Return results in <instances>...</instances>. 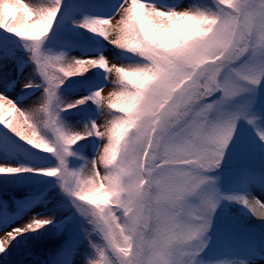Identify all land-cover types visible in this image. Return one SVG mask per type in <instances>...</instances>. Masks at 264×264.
<instances>
[{
	"label": "snow or ice",
	"instance_id": "snow-or-ice-1",
	"mask_svg": "<svg viewBox=\"0 0 264 264\" xmlns=\"http://www.w3.org/2000/svg\"><path fill=\"white\" fill-rule=\"evenodd\" d=\"M63 7L64 0H33L32 6L0 0V31L23 42L35 65L23 87L41 90L30 108L0 94V125L57 162L31 168L0 160V176L32 173L56 179L71 207L90 225L84 230L91 250L85 264H203L200 253L222 200L242 204L254 216L257 205L264 208L259 200L222 194L218 178L209 175L220 168L238 121L252 126L264 146V114L255 109L264 81V0H192L186 7L117 0L106 18L73 16L75 27L140 61L112 67L104 54L69 60L66 51L45 50ZM21 12L24 22L17 26ZM116 16V35L110 38L107 26ZM94 69L107 81L115 75L117 90L107 104L101 97L104 87L65 103L59 95L65 81ZM89 101L105 118L103 132L96 121L81 133L61 119L62 112ZM5 105L12 112L8 117ZM17 113L31 135L13 123ZM90 137L101 141L98 159L73 169L71 158H83L72 149ZM54 220L32 217L5 231L0 253L18 236L39 232Z\"/></svg>",
	"mask_w": 264,
	"mask_h": 264
},
{
	"label": "rangeland",
	"instance_id": "rangeland-1",
	"mask_svg": "<svg viewBox=\"0 0 264 264\" xmlns=\"http://www.w3.org/2000/svg\"><path fill=\"white\" fill-rule=\"evenodd\" d=\"M149 2L154 3L158 6L162 7H186L189 3L188 0H149ZM117 4V0H112L111 3L108 5H104L102 3L100 4H93L90 6H86L81 3H75V7L70 10L64 15L62 20H60V23L63 24V27L66 29H69L68 27L73 25L71 22L72 17L74 16L75 19H80L84 15L92 16V17H102L106 18L114 13V6ZM119 20V16H116L112 19L111 24L107 26L108 30L111 32H115V26L117 24V21ZM61 24V25H62ZM84 31V30H82ZM114 32L110 36V38L114 37ZM45 50L51 49L53 51H59L63 50L68 52L69 54V60L72 58H81V59H95L99 51H95V49L83 42H79L74 40L71 37H60L59 39L53 41L52 43H49L46 45ZM103 54L109 57L108 66L112 67L113 64H116L117 66H127V62H122L118 60L114 54V48L112 49L111 46H107L103 49ZM20 61H23V63H20ZM35 65L29 60V54L25 50L24 45L17 43L16 41H5L0 46V94L5 95L10 100H13L18 107L21 108H30L31 105H35L37 99L39 98L38 91L30 92L28 95H24L25 89L23 87L24 83L29 79L30 77V70L34 69ZM115 79V75L109 77V81L105 80L104 85L101 87H104L101 97L104 99L105 104L108 102V98L110 96V93L113 91H116V86L112 83V81ZM67 83V81H65ZM90 87H93L91 89ZM99 88V86H96V83H92L89 85L88 90L90 92H94ZM83 94L81 92H72V94H61L62 99L65 101V103H71L76 100H79L83 98ZM259 102H264V81L261 82L257 89L256 94V101L255 106ZM108 110L106 109V112ZM23 119V118H22ZM91 121H96L99 130L101 132L105 131L104 129V123L105 118L101 116L100 111L98 108H89L84 111V113L79 112V116H75L74 123L72 125V128L74 131H78L83 133L85 129V125L89 124ZM246 121H238L237 124V133L233 137L236 138L238 135L241 134L242 128L246 125ZM261 125L264 126V121L261 122ZM245 131V129H244ZM246 134V131H245ZM243 135V132H242ZM106 141V139H105ZM103 141V143H105ZM99 140H96V144H87L86 150L88 154V160L94 159L95 156L98 159L99 152L97 151ZM233 143V142H232ZM232 143L229 145L228 149L226 150V154L229 156L232 155V151H230V147L232 146ZM101 144V141H100ZM102 151V148L100 149ZM262 157V156H261ZM258 160L260 159L259 156H257ZM231 159V158H230ZM253 159L252 152L248 151L247 156L241 158L240 160H249ZM0 160L10 162L11 164L18 166L19 161L26 162V167L31 168H44L48 167L50 163L49 158L47 157H40L35 154H33L30 151H10L9 154L3 153L0 150ZM53 165H55L57 162L53 159L51 162ZM100 167V165H98ZM217 182L220 181L219 177H216ZM54 184H57V181L54 182ZM53 184V185H54ZM218 187V186H217ZM249 192L250 194V200L255 201L259 200L261 203H264V189L260 187V185H250ZM49 195L44 199V201L38 204H34L33 206L28 205L24 202L20 201V198L18 200L19 206L25 207L22 211H19L16 202L11 199L5 201L4 205L0 204V240L7 241V236L5 231H11L13 227H19L29 222V220L32 217H48L52 215V212L49 211L50 207L52 206V203H55L57 199L61 197V191L59 187H56L54 191L49 192ZM9 198V197H7ZM63 199V198H62ZM65 205H67L68 210L71 211V206L67 203L68 200L64 196ZM67 200V203H66ZM259 206V205H258ZM61 206H56L55 210L53 211V216L55 219L58 217V213ZM218 209V208H217ZM216 209V210H217ZM261 213L264 214V208H261ZM75 211V209H73ZM218 218V214L215 212L212 218V222ZM69 229V228H68ZM68 229L65 232L64 240L67 238ZM62 236L58 237L57 239L53 240L49 244V248L52 250H57L59 247L60 241ZM82 241V238L79 240V243ZM210 246V241H207V248ZM80 251L84 249L83 244H79ZM238 252L236 253V257L240 260H236L233 262V264H239V262H243V264H264V254H255L250 253L246 250H243L241 248L237 249ZM83 251V250H82ZM74 250L71 257H68L67 259H62L58 262V264H78L79 258L77 256L79 254L75 253L76 256H74ZM73 262V263H72Z\"/></svg>",
	"mask_w": 264,
	"mask_h": 264
},
{
	"label": "trees",
	"instance_id": "trees-1",
	"mask_svg": "<svg viewBox=\"0 0 264 264\" xmlns=\"http://www.w3.org/2000/svg\"><path fill=\"white\" fill-rule=\"evenodd\" d=\"M23 3L29 4L30 6L33 5V0H22ZM42 2H46V0H42ZM74 0H64V7L62 8L63 11L73 4ZM192 0H189V3H191ZM60 18V17H59ZM59 21V20H58ZM57 21V23H58ZM24 22V14L21 12V14L17 17L16 21L14 22L17 26L21 25ZM114 32V31H113ZM113 32L109 31V34H113ZM11 36L10 34H7L3 31H0V34ZM59 32L57 31L56 26L54 27L53 33L50 34V38L54 37ZM114 37L116 35V31L114 32ZM84 36L91 37L93 36L92 33L86 32L85 30L81 33ZM43 35V34H41ZM14 37V36H13ZM115 53L118 56V59L120 60H128L130 58L125 57L123 59L122 57L125 56L127 53L120 52L119 50L115 49ZM140 62V61H139ZM59 67V66H58ZM34 72V70H33ZM32 72V73H33ZM93 74V70L86 73L83 76H77L73 78L82 79V77L91 76ZM32 78V77H31ZM71 79V78H70ZM40 81V80H39ZM38 76L35 77V82L39 83ZM33 105H31L32 107ZM10 109L7 105H5V114L8 113ZM116 111V110H111ZM119 114V113H117ZM17 119L13 121V123L17 124L20 127V130L25 132L27 135H31V130L24 125L23 119L18 116V113L16 114ZM67 123V122H66ZM68 124V123H67ZM6 131H9L7 128H5ZM14 135L9 131V134L5 135L6 137H10L11 139L18 141ZM243 140V141H242ZM238 141L241 142H247L245 139L237 138L235 140V145L238 144ZM257 141V148L262 149L263 153L260 151H257V156H262L264 154V146H262L260 140ZM107 142V141H106ZM22 144H24L22 142ZM26 145V144H24ZM235 147V146H234ZM235 149V148H234ZM243 150H245L243 148ZM248 163V162H247ZM259 163H262L264 165V160L260 158ZM20 166H23V164H20ZM101 175L104 172L103 166L100 165L99 169ZM91 172V166L88 167V170L85 172V176L89 175ZM45 177L40 175H34L32 173H25L17 176H0V192L3 194L11 193L16 190H26L32 187L33 185L39 183L42 181ZM263 187V186H262ZM56 206H64L61 204V202L57 203ZM55 206V207H56ZM238 206L244 207L242 204H238ZM54 207V208H55ZM60 207V209H61ZM246 209V207H244ZM257 215L254 216L249 210H248V216H242L236 211L230 212L228 214L229 218H233L234 220L238 221L239 223H243L244 225H250L251 227H255L260 229L261 231H264V220L259 219V216L264 215L261 213L260 207L256 206ZM119 214V213H118ZM54 215V214H53ZM70 218V215L62 210L61 214L58 213V217L54 220L53 224L47 226L45 229H41L39 232H28L25 233L22 236H18L16 240L12 241L9 245L7 251L5 253H0V264H41L45 262L47 256L49 255L48 247L49 244L57 239L58 237L62 236L66 230L67 222ZM90 228V227H89ZM93 239H96V237H93ZM84 250L80 252L79 256V263L78 264H85V257L91 253V250L88 246L87 239L83 242ZM46 254V255H45ZM43 255V256H42Z\"/></svg>",
	"mask_w": 264,
	"mask_h": 264
}]
</instances>
